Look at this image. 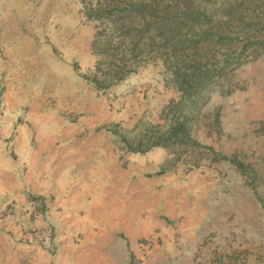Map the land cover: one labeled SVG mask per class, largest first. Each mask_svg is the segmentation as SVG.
Here are the masks:
<instances>
[{"label": "rangeland", "instance_id": "374dc122", "mask_svg": "<svg viewBox=\"0 0 264 264\" xmlns=\"http://www.w3.org/2000/svg\"><path fill=\"white\" fill-rule=\"evenodd\" d=\"M105 1L0 0V264H264V47Z\"/></svg>", "mask_w": 264, "mask_h": 264}, {"label": "trees", "instance_id": "16d2710c", "mask_svg": "<svg viewBox=\"0 0 264 264\" xmlns=\"http://www.w3.org/2000/svg\"><path fill=\"white\" fill-rule=\"evenodd\" d=\"M105 2L117 14L119 27L127 23H135L138 19V23H142L140 34H137L139 36L143 33L142 30L151 33L153 26H158L160 21L161 29L164 27L169 31L174 28L179 30L176 35L181 43L198 40L195 30L202 28L209 37L200 36V38L206 41L210 39L209 43H212L214 38L218 39L216 42L224 41L226 38L230 40L231 35L244 37L250 41L252 38L249 33H251L256 39L255 45L264 47V40L260 38L261 33H264V0H227L219 7L223 8L221 11L226 10L227 12L222 13L224 18H218V22L215 18L219 17V8H211L206 0H106ZM202 21H208L206 28L202 26ZM186 28L189 30L187 33L182 31ZM183 36L185 40H182ZM204 49L205 47H199L191 55L190 61H193L194 70L189 77L191 86L186 85L188 88L197 83L206 85L207 83L202 79L208 77V71L214 70L210 64H201L204 57L209 55L203 52ZM166 62L169 68L175 67V65L171 66L169 59ZM181 83L184 84L183 80Z\"/></svg>", "mask_w": 264, "mask_h": 264}]
</instances>
